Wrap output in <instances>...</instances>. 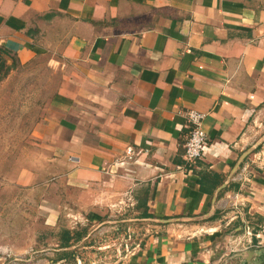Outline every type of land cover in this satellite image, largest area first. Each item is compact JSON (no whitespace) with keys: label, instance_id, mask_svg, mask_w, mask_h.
Instances as JSON below:
<instances>
[{"label":"crops","instance_id":"obj_1","mask_svg":"<svg viewBox=\"0 0 264 264\" xmlns=\"http://www.w3.org/2000/svg\"><path fill=\"white\" fill-rule=\"evenodd\" d=\"M41 59L61 75L15 211L87 227L74 264H264V0H0L6 80ZM190 108L208 146L187 166Z\"/></svg>","mask_w":264,"mask_h":264},{"label":"rangeland","instance_id":"obj_2","mask_svg":"<svg viewBox=\"0 0 264 264\" xmlns=\"http://www.w3.org/2000/svg\"><path fill=\"white\" fill-rule=\"evenodd\" d=\"M7 74H0V264H74L72 258L53 263L61 250L59 231L67 225L50 228L36 212L29 220L24 216V207L15 211L13 206L21 207L24 201H30L7 177L11 165L18 169L27 158L21 141L28 139L61 73L41 59L18 67L6 80Z\"/></svg>","mask_w":264,"mask_h":264},{"label":"built area","instance_id":"obj_3","mask_svg":"<svg viewBox=\"0 0 264 264\" xmlns=\"http://www.w3.org/2000/svg\"><path fill=\"white\" fill-rule=\"evenodd\" d=\"M206 113L195 108H190L186 110V117L190 125V134L185 143L184 150V162L187 166L194 165L199 159H201L205 150L208 146V136L203 127V122ZM129 158H132L133 150L129 148L128 150ZM134 232L129 230L128 235L123 239L124 245L120 244L117 247V253L121 254L123 251L129 252L131 247V240Z\"/></svg>","mask_w":264,"mask_h":264},{"label":"trees","instance_id":"obj_4","mask_svg":"<svg viewBox=\"0 0 264 264\" xmlns=\"http://www.w3.org/2000/svg\"><path fill=\"white\" fill-rule=\"evenodd\" d=\"M4 65L3 63L0 65V74L4 76L7 72L3 71ZM88 233L87 227H82L79 229H70L67 227L62 228L59 231V248H62L60 252H58L57 259H75L78 251L76 249H69V247L73 244L78 243L80 240L84 238V236Z\"/></svg>","mask_w":264,"mask_h":264},{"label":"water","instance_id":"obj_5","mask_svg":"<svg viewBox=\"0 0 264 264\" xmlns=\"http://www.w3.org/2000/svg\"><path fill=\"white\" fill-rule=\"evenodd\" d=\"M251 151V149L250 150H248L246 153H245V155L247 154V153H249ZM203 218H205V217H207V216H202ZM193 219V218H192ZM165 221V220H164Z\"/></svg>","mask_w":264,"mask_h":264}]
</instances>
